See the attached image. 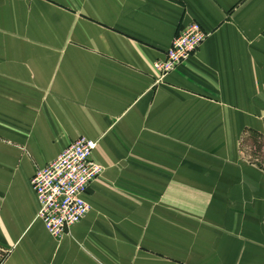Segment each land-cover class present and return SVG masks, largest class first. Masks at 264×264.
I'll use <instances>...</instances> for the list:
<instances>
[{
	"label": "crops",
	"instance_id": "crops-1",
	"mask_svg": "<svg viewBox=\"0 0 264 264\" xmlns=\"http://www.w3.org/2000/svg\"><path fill=\"white\" fill-rule=\"evenodd\" d=\"M193 22L207 40L160 79L154 63ZM81 137L97 163L115 142L200 141L228 200L158 212L94 200L93 183L89 214L57 240L31 181ZM252 137L264 141V0H0V264H264Z\"/></svg>",
	"mask_w": 264,
	"mask_h": 264
},
{
	"label": "rangeland",
	"instance_id": "rangeland-1",
	"mask_svg": "<svg viewBox=\"0 0 264 264\" xmlns=\"http://www.w3.org/2000/svg\"><path fill=\"white\" fill-rule=\"evenodd\" d=\"M259 141V143H258ZM118 156L97 159L103 173L95 185L94 200H157L161 208L180 212L184 206L170 200H187L189 213H200V200H228V184L215 181L212 157L200 156V141L115 142ZM263 140L244 139V159L264 168ZM177 148V156L171 154ZM183 149V156L180 155ZM151 149V150H150ZM155 150V151H154ZM171 154V155H170ZM228 178V174H220ZM219 177V176H218Z\"/></svg>",
	"mask_w": 264,
	"mask_h": 264
},
{
	"label": "built area",
	"instance_id": "built-area-1",
	"mask_svg": "<svg viewBox=\"0 0 264 264\" xmlns=\"http://www.w3.org/2000/svg\"><path fill=\"white\" fill-rule=\"evenodd\" d=\"M207 38L197 22L183 27L165 57L154 63L160 79L185 64ZM97 147L96 141L81 137L32 178L39 205L37 218L57 240H62L91 210L88 192L103 173V167L93 158Z\"/></svg>",
	"mask_w": 264,
	"mask_h": 264
}]
</instances>
